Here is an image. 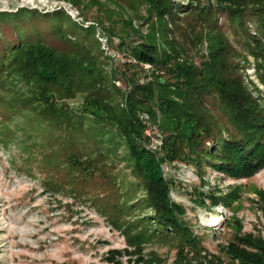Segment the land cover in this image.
I'll return each instance as SVG.
<instances>
[{
    "label": "rangeland",
    "instance_id": "rangeland-1",
    "mask_svg": "<svg viewBox=\"0 0 264 264\" xmlns=\"http://www.w3.org/2000/svg\"><path fill=\"white\" fill-rule=\"evenodd\" d=\"M171 1L175 9L160 21L147 0H0V264H243L246 255L261 256L264 34L250 20L242 29L227 11H254L264 0ZM55 22L64 33H52ZM86 28L92 36L79 35ZM32 39L70 54L82 45L95 70L107 75L103 97L118 109L125 108L118 93L130 92L132 81L167 77L136 65L131 48L139 43L195 68L210 50L225 48L223 62L253 98L249 112L258 134L242 131L207 95L202 101L216 141L205 143L207 152L178 147L173 157L157 107L133 113L143 126L138 142L159 161L177 207L174 221L190 241L168 235L171 228L158 232L155 223L147 229L144 218L153 210L142 203L146 190L134 176L125 138L87 105V93L65 96L51 88L61 113L45 111L37 87L14 71L27 68V53L16 49ZM232 149L245 151L236 156Z\"/></svg>",
    "mask_w": 264,
    "mask_h": 264
},
{
    "label": "trees",
    "instance_id": "trees-1",
    "mask_svg": "<svg viewBox=\"0 0 264 264\" xmlns=\"http://www.w3.org/2000/svg\"><path fill=\"white\" fill-rule=\"evenodd\" d=\"M191 1L201 3L203 0ZM147 2L160 21H163L164 15L170 14L175 9L171 0H147ZM256 7L254 11L244 10L242 6L225 11L242 29L250 20L259 25L257 29L264 34V4H256ZM52 25H55L52 33L55 35L64 33L60 22ZM79 35L87 37L92 36L93 33L86 28ZM80 48L83 50L78 54H70L49 47L41 39L23 40L16 50L25 51V56L27 53L25 62L27 68L14 71L19 73L26 83L37 87L35 92L40 93L47 108L45 111L50 116H54L57 112L61 113V110L55 111L53 108L51 98L54 89L51 88L61 89L58 91L65 93V96L79 92L87 93L85 99L87 105L96 112H103L109 123L114 125L125 138L134 164V176L146 190L142 203L149 204L153 210L152 215L144 218L147 220V229L152 226L151 223H155L158 232L166 233L168 228H171L168 235L175 233L181 238L180 241H186L188 234L183 233L181 226L174 221L177 207H171L168 200V184L160 174L159 161L138 142L142 139L143 126L135 120L133 113L136 109L153 110L157 107L162 116L163 132L166 134L167 153L175 157L178 147L207 152L205 143L216 141L212 138L216 124L210 117L207 103L202 101L207 95H214L218 99L220 107L225 110L227 116L239 121L238 126L242 131L258 134L259 132L255 130L258 124L257 117L249 112L255 110L253 98L245 89L243 82L232 76L229 64L223 62L225 48L222 45L211 48L208 61L202 62L199 68H195L178 63L174 56H160L156 45L143 41L137 47L131 48L132 59L135 60L136 65H149L160 71L163 70L167 77L163 83L159 80L144 84L132 81L130 92L118 93L125 99V108L118 109L117 105L107 102L101 92L107 75L95 70L93 56L82 45ZM0 57L3 61L4 54L0 53ZM172 93L176 98L171 96ZM96 112L91 114L95 116ZM248 147L246 146V149ZM237 150L232 149L231 153L235 152L236 156H239L245 151L243 149L237 154ZM257 249L263 251L261 256L256 259L246 255L242 259L243 264H264V247Z\"/></svg>",
    "mask_w": 264,
    "mask_h": 264
},
{
    "label": "bare ground",
    "instance_id": "bare-ground-1",
    "mask_svg": "<svg viewBox=\"0 0 264 264\" xmlns=\"http://www.w3.org/2000/svg\"><path fill=\"white\" fill-rule=\"evenodd\" d=\"M219 222V218H215V219H213V223L214 224H217Z\"/></svg>",
    "mask_w": 264,
    "mask_h": 264
}]
</instances>
